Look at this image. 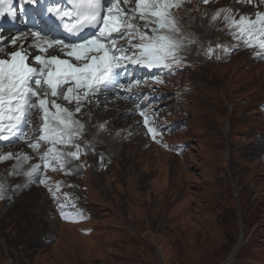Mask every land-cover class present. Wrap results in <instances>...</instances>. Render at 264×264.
Wrapping results in <instances>:
<instances>
[{"label": "rangeland", "instance_id": "1", "mask_svg": "<svg viewBox=\"0 0 264 264\" xmlns=\"http://www.w3.org/2000/svg\"><path fill=\"white\" fill-rule=\"evenodd\" d=\"M196 21L203 43L216 36ZM198 61L186 71L185 112L172 115L183 155L126 139L109 170L88 174L96 216L71 217L51 244L42 237L60 224L49 202L41 208L32 191L14 207L2 203L0 264H223L237 247L230 264H264V63L246 53ZM169 105L177 110L172 97ZM115 114L104 117L125 116Z\"/></svg>", "mask_w": 264, "mask_h": 264}, {"label": "snow or ice", "instance_id": "2", "mask_svg": "<svg viewBox=\"0 0 264 264\" xmlns=\"http://www.w3.org/2000/svg\"><path fill=\"white\" fill-rule=\"evenodd\" d=\"M12 2L0 0V17L6 14V9L9 13L14 12ZM38 2L21 0V5ZM185 2L71 0L70 9L54 5L47 11L61 20L70 21L63 25L68 33L79 36L86 28L95 29L77 42H67L41 31L21 33L11 38L0 34V44L8 41L15 48L6 52L0 47V140L6 145L23 142L35 153L0 151V163L14 161L8 175H23L27 178L24 187L33 183L44 185L54 199H59L57 194L62 181H52L46 173L51 170L72 175L84 164H74L72 168L68 165L79 161L88 150H95L91 142H80L86 132V122L79 118L83 109L97 103V98L110 88L130 90L146 83L142 80H133L127 85L118 82L121 70L129 64L167 70L170 75L174 74V68L183 66L182 53L197 42L193 35L183 31L181 18L175 14ZM201 2L207 5L215 0ZM233 2L257 10L241 13L231 7L220 8L211 15L210 23L222 20L239 44L254 48L258 56H264V10H259L264 6V0ZM223 47L222 44L216 45V48ZM29 48L37 54L30 52ZM216 48L209 45L205 54L211 57ZM49 50L58 54L51 55ZM152 79L163 83L159 76ZM140 115L152 139L159 142L157 136L162 133L149 126L151 118L144 110H140ZM34 123L36 127H33ZM97 128L98 131H107L106 122ZM42 145L47 146L44 151H41ZM100 159L103 162L102 155ZM33 160L39 162L31 163ZM16 188L21 185L17 184ZM7 191L6 183L0 180V199ZM67 196L65 193V198ZM61 216L71 219L63 211Z\"/></svg>", "mask_w": 264, "mask_h": 264}, {"label": "bare ground", "instance_id": "3", "mask_svg": "<svg viewBox=\"0 0 264 264\" xmlns=\"http://www.w3.org/2000/svg\"><path fill=\"white\" fill-rule=\"evenodd\" d=\"M201 31V30H200ZM210 31V30H209ZM200 34H202V33H200ZM200 38V37H199ZM49 51H51V50H49ZM31 52L32 53H36L35 52V50H31ZM55 52V51H54ZM254 61V60H253ZM201 84V83H200ZM122 103H124L123 101H120L119 103L117 102V103H111V105H109V107H107L106 106V103H98L97 104V106H90V105H88V106H86V107H90V111H89V113H90V116L89 115H87V118L89 119V120H92V121H95V122H97L98 121V119H100V114L104 111L105 112V114H107V112H110V113H113V112H116V114L114 115V117L115 116H117V115H120V113L121 112H124V115L126 114V111H124L125 110V108L123 107V105H122ZM85 107V108H86ZM84 108V109H85ZM84 109H83V111L82 112H84ZM107 109V110H106ZM92 112H94L95 113V115H91V113ZM126 117L125 116H119V117H117L116 119L115 118H111L110 120H109V122H108V124H107V131H106V133H109V132H112V131H114L113 133H115V134H113V135H110V136H114L112 139L110 138V137H104L103 135H102V139H104L105 140V142H107L108 144H109V146H113V144H114V141L116 140V139H119V136L121 135V134H123V132H116V127L119 125V124H121V122H123V121H125L124 119H125ZM114 121H116V122H114ZM126 122V121H125ZM116 125V126H115ZM226 128H227V125H226ZM116 134H119L118 136H117V138L115 139V135ZM117 158V157H116ZM30 191V190H29ZM26 192H28V191H26ZM71 225V224H70ZM72 226V225H71ZM80 239V238H79ZM159 248V247H158ZM237 249H238V247L237 248H235L233 251H232V253H231V257H230V259L228 260V261H225L223 264H230L231 263V261H233V258L235 257V255H236V252H237ZM161 251V250H160ZM11 264V263H10Z\"/></svg>", "mask_w": 264, "mask_h": 264}]
</instances>
